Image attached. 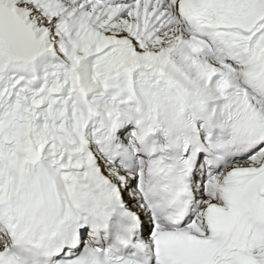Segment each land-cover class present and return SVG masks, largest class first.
Listing matches in <instances>:
<instances>
[{
    "label": "snow or ice",
    "instance_id": "1",
    "mask_svg": "<svg viewBox=\"0 0 264 264\" xmlns=\"http://www.w3.org/2000/svg\"><path fill=\"white\" fill-rule=\"evenodd\" d=\"M0 264H264V0H0Z\"/></svg>",
    "mask_w": 264,
    "mask_h": 264
}]
</instances>
